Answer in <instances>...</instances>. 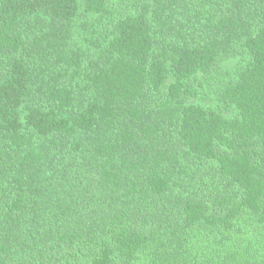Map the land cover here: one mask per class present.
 I'll return each instance as SVG.
<instances>
[{"label": "trees", "instance_id": "trees-1", "mask_svg": "<svg viewBox=\"0 0 264 264\" xmlns=\"http://www.w3.org/2000/svg\"><path fill=\"white\" fill-rule=\"evenodd\" d=\"M0 264H264V0H0Z\"/></svg>", "mask_w": 264, "mask_h": 264}, {"label": "rangeland", "instance_id": "rangeland-1", "mask_svg": "<svg viewBox=\"0 0 264 264\" xmlns=\"http://www.w3.org/2000/svg\"><path fill=\"white\" fill-rule=\"evenodd\" d=\"M235 61L236 60L234 59V60H230L228 62H225L224 66L226 68H229L235 63ZM192 102L198 103V104L202 105L205 108H209V107H214V108H217V109L219 108V103L217 101H215V100L213 101V99H209V100H204V98L203 99H194V100H192ZM225 114L226 115H231V113H225Z\"/></svg>", "mask_w": 264, "mask_h": 264}]
</instances>
